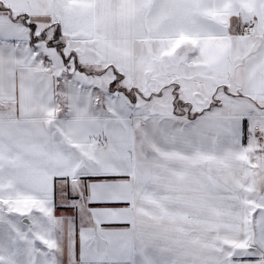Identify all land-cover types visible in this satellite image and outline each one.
<instances>
[{"label": "snow or ice", "instance_id": "6c2138e0", "mask_svg": "<svg viewBox=\"0 0 264 264\" xmlns=\"http://www.w3.org/2000/svg\"><path fill=\"white\" fill-rule=\"evenodd\" d=\"M0 264H264V0H0Z\"/></svg>", "mask_w": 264, "mask_h": 264}, {"label": "crops", "instance_id": "0c3cea01", "mask_svg": "<svg viewBox=\"0 0 264 264\" xmlns=\"http://www.w3.org/2000/svg\"><path fill=\"white\" fill-rule=\"evenodd\" d=\"M63 214H66V215H69V216H73L75 215V210H67V211H64Z\"/></svg>", "mask_w": 264, "mask_h": 264}]
</instances>
